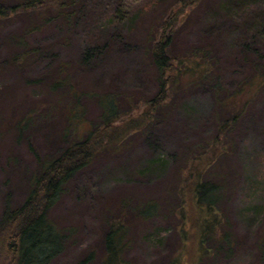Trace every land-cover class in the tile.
<instances>
[{
  "label": "rangeland",
  "instance_id": "rangeland-1",
  "mask_svg": "<svg viewBox=\"0 0 264 264\" xmlns=\"http://www.w3.org/2000/svg\"><path fill=\"white\" fill-rule=\"evenodd\" d=\"M177 1L45 0L37 14L0 20V216L9 191L12 206H20L40 164L99 123L97 99L111 94L120 107L135 108L114 125L127 133L122 146H114L120 149L78 173L50 211L66 238L63 253L50 264H78L92 253L90 264H101L104 235L123 205L133 222L124 264H264L258 251L264 238V31L256 53L244 55L240 47L259 33L264 0H201L191 6ZM0 3L13 6L18 0ZM169 10L167 18H181L171 55L192 68L184 58L203 50L200 57L213 75L199 80L186 72L166 109L129 131L157 92L148 42ZM113 31L124 37L123 47L98 56L92 45ZM20 57L26 61L12 64ZM231 95L237 96L226 101L228 117L243 114L225 133L224 143L233 150L222 165L232 170V186L222 210L236 243L205 257L203 213L192 199L195 176L184 161L189 151L217 137L218 103ZM145 204L156 212L137 221L133 209Z\"/></svg>",
  "mask_w": 264,
  "mask_h": 264
},
{
  "label": "trees",
  "instance_id": "trees-1",
  "mask_svg": "<svg viewBox=\"0 0 264 264\" xmlns=\"http://www.w3.org/2000/svg\"><path fill=\"white\" fill-rule=\"evenodd\" d=\"M155 1L152 0V2ZM159 1L157 0V3ZM200 1L178 0L177 2L191 6ZM111 2L115 3V0H111ZM245 3H250V1L246 0ZM236 6H238L237 3ZM43 7H45V0H18V3L13 6H5L0 3V20L9 19L20 12L37 14ZM117 8L113 6V11L116 12ZM188 9L183 10L181 16H184L189 11ZM58 11L64 16L63 18H68L67 12L62 13L61 9ZM171 11L169 10L156 24L153 38L148 42V57L155 71L157 92L150 102L144 104L140 116L130 121L129 131L135 129L138 131L152 114L159 115L166 109L176 86L181 82L186 72L196 73L199 80H205L213 75L205 62L202 61L203 57H200L204 53L203 50H198L188 58H184L193 63L192 68L187 66L185 61L171 55L169 48L181 24L179 17L176 19L167 18L172 13ZM115 15H111V17ZM261 15L263 25L259 33L251 36L246 44L240 43L244 55L249 56L257 51L256 40L259 39L260 32L264 31V13L261 12ZM241 30H243V34L249 32L245 25H242ZM123 38L119 31H113L104 40L98 39L92 47L96 49L98 56H101V52L104 55L112 47H119L118 49L123 47ZM241 39L240 36L239 40ZM20 47L24 48L21 44ZM25 61V58L20 57L13 60L12 64L21 65ZM175 67L182 68V71L185 68V70L179 75L180 68H178L174 76V71L177 70ZM252 70L257 75V67L255 66ZM260 72L264 77V66ZM57 84L60 86L59 83ZM233 96L237 95H231L218 103L222 119L216 127L217 137L203 146H198L197 150L189 151L184 161L186 166L190 164L188 168L195 176L192 199L195 209L203 213L199 226L202 228L200 247L204 246L205 257L209 254H218V251L224 248L234 249L236 243L230 231L226 213L222 210L223 204L230 197V187L232 186V170L224 168L222 165L225 160L230 159L233 150L232 145L224 143L225 133L238 124L243 114L242 110L228 117L226 101L228 98L230 101ZM97 106L101 110L99 123L92 127L82 139L69 142L56 158L40 164L38 174L31 180L29 192L20 206L15 208L12 206L10 191L4 197L0 216V264H50L63 253L66 238L51 222L49 213L60 201L68 183L78 173L88 168L104 154L120 149L127 133L114 125L121 118L130 115L135 109L129 106L120 107L116 97L111 94H105L97 99ZM119 144L120 147H114ZM178 195L174 194V198H177ZM154 206L145 204L142 207H135L133 209L134 219L140 221L153 218L154 212H156ZM126 208L127 206H121L116 223L108 226L103 238L104 256L101 264H124L125 239L133 226V222L127 219ZM194 221L198 223L197 219ZM209 244H211L210 250L206 247ZM258 246L259 254L264 258V238L260 239ZM94 258L95 253H92L78 264H90Z\"/></svg>",
  "mask_w": 264,
  "mask_h": 264
}]
</instances>
